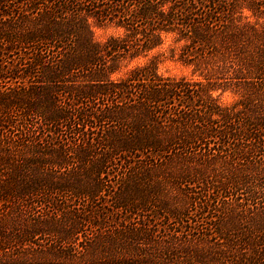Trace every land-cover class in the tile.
Instances as JSON below:
<instances>
[{
  "label": "trees",
  "instance_id": "obj_1",
  "mask_svg": "<svg viewBox=\"0 0 264 264\" xmlns=\"http://www.w3.org/2000/svg\"><path fill=\"white\" fill-rule=\"evenodd\" d=\"M0 264H264V0H0Z\"/></svg>",
  "mask_w": 264,
  "mask_h": 264
},
{
  "label": "rangeland",
  "instance_id": "obj_2",
  "mask_svg": "<svg viewBox=\"0 0 264 264\" xmlns=\"http://www.w3.org/2000/svg\"><path fill=\"white\" fill-rule=\"evenodd\" d=\"M111 34H114V30L111 29L110 27L94 28V39L97 42H100V43L103 42ZM167 48H168V42H166L157 51L163 52L165 56H168ZM144 60L145 59H139V60H136V61L129 63L125 67H122L118 73L114 74L112 76V78L115 79V78H119V77L123 76L125 74V72H127V70H129L130 68H132L133 66H135L137 64L143 63ZM158 70L160 73L169 74V75H186V76L189 75V69L188 68L182 67L177 62H175L173 60H169V59H166L163 63H161L159 65ZM232 100H233L232 95H230L228 93L222 95L219 98V102L223 105L229 104Z\"/></svg>",
  "mask_w": 264,
  "mask_h": 264
}]
</instances>
